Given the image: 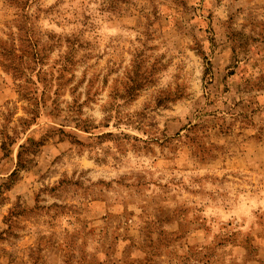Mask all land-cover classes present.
<instances>
[{
  "label": "rangeland",
  "instance_id": "1",
  "mask_svg": "<svg viewBox=\"0 0 264 264\" xmlns=\"http://www.w3.org/2000/svg\"><path fill=\"white\" fill-rule=\"evenodd\" d=\"M0 264H264V0H0Z\"/></svg>",
  "mask_w": 264,
  "mask_h": 264
},
{
  "label": "clouds",
  "instance_id": "2",
  "mask_svg": "<svg viewBox=\"0 0 264 264\" xmlns=\"http://www.w3.org/2000/svg\"><path fill=\"white\" fill-rule=\"evenodd\" d=\"M50 2H54V0H50ZM226 2H227V0H226ZM241 22H243V21H241ZM199 74H200V73L198 72V73H197V76H199ZM78 75H79V74H78ZM165 95L167 96L168 94L165 93ZM172 95H173V97H174V93H173ZM66 99H70V98L66 97ZM172 102H173V101H172L171 99H165L164 104H165V105H171ZM192 103L194 104L195 101H193ZM162 107H163V105H162ZM87 111H88V109L86 108V109H85V112H87ZM192 111L194 112L195 109H192ZM177 114L181 115V119H183L184 116L190 115L189 112H184V113H182V114H181V113H171V115H177ZM92 115L95 117V119H96L97 122H99L101 119H103V113H101V112H99V111L93 113ZM163 126H164V125H163V122H161L160 127L163 128Z\"/></svg>",
  "mask_w": 264,
  "mask_h": 264
}]
</instances>
